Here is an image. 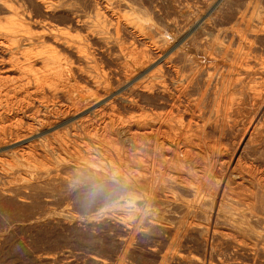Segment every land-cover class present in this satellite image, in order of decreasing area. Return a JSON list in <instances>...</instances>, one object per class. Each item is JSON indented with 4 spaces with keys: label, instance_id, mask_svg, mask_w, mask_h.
I'll use <instances>...</instances> for the list:
<instances>
[{
    "label": "bare ground",
    "instance_id": "6f19581e",
    "mask_svg": "<svg viewBox=\"0 0 264 264\" xmlns=\"http://www.w3.org/2000/svg\"><path fill=\"white\" fill-rule=\"evenodd\" d=\"M142 1L0 0L1 192L56 156L122 188L101 205L121 253L96 263L264 264V20L210 0L183 31Z\"/></svg>",
    "mask_w": 264,
    "mask_h": 264
},
{
    "label": "rangeland",
    "instance_id": "374dc122",
    "mask_svg": "<svg viewBox=\"0 0 264 264\" xmlns=\"http://www.w3.org/2000/svg\"><path fill=\"white\" fill-rule=\"evenodd\" d=\"M202 1L143 0L142 2L149 4L151 13L148 18L155 20V23L161 26L169 25L177 22L178 19L179 26L184 27L179 28L186 31L188 25L194 24L198 18L207 17L209 2L212 0H204L203 3ZM220 2L219 7H222L218 8V14L215 13L219 18L216 16L217 21L214 17L212 18L214 20L211 19L218 24L225 22L231 25L239 21L264 20V0H220ZM184 4L186 5L183 6ZM195 11L198 13L196 14ZM216 23L213 29H200L202 32L200 30L196 32L199 35L201 33V37L206 35L212 37L219 28ZM206 30H208L207 34ZM105 63L112 65L108 60L102 64ZM42 165L46 173L32 187H21L3 194L1 190L10 184L0 182V264H98L93 257L100 255L112 259L119 257L121 231L110 221H105L107 215L101 205L108 197L121 193V186L114 181L86 180L73 176L71 170L63 167L56 156H52ZM102 165L106 168L110 167L107 162H102ZM14 183L22 184L24 181L18 180ZM68 206L70 209L67 208ZM74 213L82 215H78L77 218ZM162 236L163 234L159 232L149 234L134 250V257L153 262L152 257L149 258V255L145 254L144 245L161 241L162 239L159 238ZM196 241L195 238L192 239V243Z\"/></svg>",
    "mask_w": 264,
    "mask_h": 264
}]
</instances>
